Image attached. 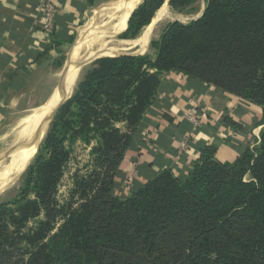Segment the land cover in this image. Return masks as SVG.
Returning a JSON list of instances; mask_svg holds the SVG:
<instances>
[{"label":"trees","instance_id":"trees-1","mask_svg":"<svg viewBox=\"0 0 264 264\" xmlns=\"http://www.w3.org/2000/svg\"><path fill=\"white\" fill-rule=\"evenodd\" d=\"M84 1L88 8L97 2ZM164 1L143 2L120 37L136 39ZM196 2L168 4L183 12ZM150 46L154 57L94 61L51 122L23 197L34 193L36 206L51 203L69 160L65 143L81 120L88 119L80 139L88 144L93 133L99 145L95 152L104 163H113V152L117 169L122 157L113 151L120 144L114 124L125 121L132 132L140 126L163 73L180 72L242 96L262 108L264 123V0H208L198 19L169 23ZM103 107L107 114L102 122L91 125L93 111ZM215 152V147H206L185 177L164 171L124 199L112 194L113 180L101 182L79 209L63 208L64 222L48 238L45 252L36 255L37 264H264V129L259 146L245 150L229 166ZM6 215L11 211L0 205V264L8 262L10 252ZM51 228L50 222H41L35 235Z\"/></svg>","mask_w":264,"mask_h":264},{"label":"crops","instance_id":"crops-1","mask_svg":"<svg viewBox=\"0 0 264 264\" xmlns=\"http://www.w3.org/2000/svg\"><path fill=\"white\" fill-rule=\"evenodd\" d=\"M47 1L56 10L50 33L41 30L39 0H0V130L49 100L68 41L89 9L84 0ZM159 80L113 179L112 194L120 199L164 171L185 177L206 147H215V158L229 166L260 143V106L180 72ZM192 110L196 125L186 118Z\"/></svg>","mask_w":264,"mask_h":264},{"label":"rangeland","instance_id":"rangeland-1","mask_svg":"<svg viewBox=\"0 0 264 264\" xmlns=\"http://www.w3.org/2000/svg\"><path fill=\"white\" fill-rule=\"evenodd\" d=\"M109 1L112 0H97L95 6L93 8H89L83 16L82 20L79 23L76 34H74L68 42V46L66 47L64 55L61 58L62 63L59 64L58 71V86L61 83L63 70L69 63L71 50L75 46L80 28L88 23L90 17L98 8ZM168 2L166 3L165 0L163 3V5H166L165 17H160L155 22V24L152 23L153 18L163 7L162 5L154 13L149 24L143 27V29L140 31V34H142V32L149 25H152V33L148 40L147 48L145 52L142 53L143 55L145 54L154 57L156 55V50L153 47L151 48L150 44L153 41L155 42L160 40V37H162L166 26L173 21H177L175 18H179L181 21L178 22H181L183 24H187L190 21L198 19L205 10L208 0H197V2L193 6H191V8L183 12H177L173 10L169 6ZM119 35L121 36L122 32ZM119 35L117 36V39L125 40ZM93 63L94 61L86 64L80 70L81 73L72 94L68 98H66L65 101H63V103L57 108L52 120L50 121V124L59 109L74 96L78 84L82 81L87 72L92 69ZM45 104H42L37 108H41ZM32 110L25 113L22 118L29 115ZM95 111L96 112L93 111L91 115V120L89 122L91 125H97L102 122L100 121V119L105 114H107L105 107ZM111 115V117L116 116V113L111 112ZM21 119H19L18 117L16 119L9 120L6 122V125L1 128L0 152H3L10 148H6V145L9 141H11L12 136L18 130L19 122ZM86 121H88V119L85 121H80V123L82 124L80 125L79 129L73 132V136L71 135L73 139L70 142L65 143L64 147L69 153V160L61 169L60 177L55 186L51 203H46L47 205H45L37 202L38 204L36 206L34 204L36 201V195L34 193H30L29 195L26 194L23 197L26 178L30 174V170L33 167L32 165L35 157L39 155L42 149V144L46 138L50 124L47 128V131L43 135L39 145L37 146L33 158L25 167V169L21 170L19 178L10 187H8L7 190L3 191V193L1 192L2 194L0 195V205H4L7 211H11V215H6L5 217V221L10 226V252H8L7 254L8 262L4 264H37L38 258L36 257V255L45 252L48 238L57 233L64 222L63 217L61 216L63 208H67V206H69L70 208L73 207V209H79L81 206L86 204L89 199L88 196L90 197V195L92 196L97 192V188H99L101 182L107 183L110 179H114V177L112 176H115L118 170V168L115 169L116 163L118 161V156L115 157L114 153L112 152L111 157H113L112 162L115 164L114 168V166L112 165L113 163L109 161L108 163H104V161H102L101 153H98L97 151L95 152V149H98L99 145L93 133H90V137L92 139L88 144L80 139V136L83 134V132H85L84 127ZM114 128L118 129V131L120 132V138L118 141V143L120 142V144L115 146V148H113V151L117 150L118 153L121 154L122 161L126 152L130 148V145L136 135L138 128L132 132L125 121H119L115 123ZM118 153L116 155H119ZM8 161H10V159L7 157L4 163L7 164ZM245 180H250V176H246ZM84 197L87 198L85 199ZM38 207L40 208L39 213H37L38 211H36ZM41 222H50L52 228L45 234L43 232H39L35 235L37 231L35 229H37L38 224ZM18 225H20L21 228H18Z\"/></svg>","mask_w":264,"mask_h":264},{"label":"bare ground","instance_id":"bare-ground-1","mask_svg":"<svg viewBox=\"0 0 264 264\" xmlns=\"http://www.w3.org/2000/svg\"><path fill=\"white\" fill-rule=\"evenodd\" d=\"M143 1H109L98 8L90 17L88 23L80 28L77 41L71 50L69 58L70 67L67 75V92L65 93L61 85H59L43 107L32 110L29 115L20 120L18 130L6 145V148H12L18 143L30 141L21 151L7 156L10 159L7 164L4 163V158L0 159V195L19 178L21 170L25 169L33 158L37 146L46 132L44 122L48 115L59 102L64 101L72 94L79 79L80 70L85 66L80 65L81 61H91L97 57L104 56L141 55L145 52L152 33V25H149L134 40L124 41L117 39V36L123 30L125 31L132 12ZM165 11L166 5H163L158 14L153 18L152 23L155 24L160 17H165ZM175 19L181 21L179 18Z\"/></svg>","mask_w":264,"mask_h":264},{"label":"water","instance_id":"water-1","mask_svg":"<svg viewBox=\"0 0 264 264\" xmlns=\"http://www.w3.org/2000/svg\"><path fill=\"white\" fill-rule=\"evenodd\" d=\"M146 0H144L143 2H145ZM169 0H166V3L168 2ZM142 2V3H143ZM139 7V6H138ZM137 7V8H138ZM136 8V9H137ZM134 12V11H133ZM132 12V13H133ZM128 24V23H127ZM126 29H127V26H126ZM126 29H125V31H126ZM124 31V32H125ZM123 32V33H124ZM122 33V34H123ZM120 36V35H119ZM124 41H127V40H124ZM142 55V54H141ZM125 56H135V55H125ZM105 57V56H104ZM104 57H97V58H95V59H93V60H84V61H81L80 62V65L81 66H83V65H86V64H88V63H90V62H92V61H95V60H97V59H99V58H104ZM116 57H119V56H116ZM111 58H113V57H111ZM69 67H70V63H68L67 65H66V67L64 68V70H63V73H62V78H61V83H60V85H61V87H62V89H63V91L66 93L67 92V89H66V84H67V75H68V72H69ZM65 101V100H64ZM63 103V101L62 102H59V104L51 111V113L48 115V117L46 118V120H45V128H46V131H47V128H48V126H49V124H50V121L52 120V118H53V116H54V114H55V112H56V110H57V108L61 105ZM30 143V141H24V142H21V143H18L17 145H15V146H13L12 148H10V149H8V150H6V151H3L2 153H0V159H6V157L7 156H9V155H11L12 153H16V152H18V151H21L24 147H26L28 144Z\"/></svg>","mask_w":264,"mask_h":264},{"label":"built area","instance_id":"built-area-1","mask_svg":"<svg viewBox=\"0 0 264 264\" xmlns=\"http://www.w3.org/2000/svg\"><path fill=\"white\" fill-rule=\"evenodd\" d=\"M39 9L42 13L41 30L45 33H50L53 29L54 15L56 14V10L47 0H39ZM186 118L194 125L198 124L194 110L190 111L186 115Z\"/></svg>","mask_w":264,"mask_h":264}]
</instances>
